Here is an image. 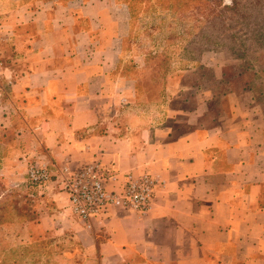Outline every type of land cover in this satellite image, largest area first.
<instances>
[{
  "label": "crops",
  "instance_id": "crops-1",
  "mask_svg": "<svg viewBox=\"0 0 264 264\" xmlns=\"http://www.w3.org/2000/svg\"><path fill=\"white\" fill-rule=\"evenodd\" d=\"M130 19L126 0H0V199L31 164L145 171L162 182L145 215L79 223L94 264H264V96L214 65L153 104L123 70ZM33 195L27 237L71 224L52 185Z\"/></svg>",
  "mask_w": 264,
  "mask_h": 264
},
{
  "label": "rangeland",
  "instance_id": "rangeland-1",
  "mask_svg": "<svg viewBox=\"0 0 264 264\" xmlns=\"http://www.w3.org/2000/svg\"><path fill=\"white\" fill-rule=\"evenodd\" d=\"M126 1L131 19L123 70L136 76L153 104L161 101L168 77L175 81L198 68L208 84L207 70L214 65L233 91L253 89L255 97L264 96V0ZM31 192L16 184L0 199V264H94L96 254L83 252L86 241L77 237L83 226L69 213L70 225L56 231L47 225L27 237L17 217H30L41 198Z\"/></svg>",
  "mask_w": 264,
  "mask_h": 264
},
{
  "label": "built area",
  "instance_id": "built-area-1",
  "mask_svg": "<svg viewBox=\"0 0 264 264\" xmlns=\"http://www.w3.org/2000/svg\"><path fill=\"white\" fill-rule=\"evenodd\" d=\"M6 80L0 52V111L4 108ZM31 194L52 185L63 195L70 215L85 227L116 210L145 215L162 182L145 171H116L92 161L77 168L64 162L31 164L24 174Z\"/></svg>",
  "mask_w": 264,
  "mask_h": 264
},
{
  "label": "trees",
  "instance_id": "trees-1",
  "mask_svg": "<svg viewBox=\"0 0 264 264\" xmlns=\"http://www.w3.org/2000/svg\"><path fill=\"white\" fill-rule=\"evenodd\" d=\"M231 3H232V5H234L235 4L234 0Z\"/></svg>",
  "mask_w": 264,
  "mask_h": 264
}]
</instances>
